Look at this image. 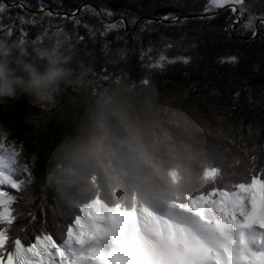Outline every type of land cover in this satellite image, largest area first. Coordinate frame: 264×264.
Returning <instances> with one entry per match:
<instances>
[{"label":"trees","instance_id":"obj_1","mask_svg":"<svg viewBox=\"0 0 264 264\" xmlns=\"http://www.w3.org/2000/svg\"><path fill=\"white\" fill-rule=\"evenodd\" d=\"M6 1L24 2L20 12L35 18L37 26L24 25L31 37L22 46L39 42L50 27L41 21L44 5L51 21L70 30L80 62L76 82L60 86L51 104L28 96L0 102V141L8 146L0 154L14 169L11 183L0 186L8 215L0 232L9 248L45 238L63 245L83 208L96 201L167 216L171 205L264 185V33L254 37L235 26L227 11L205 16L208 0ZM82 5L111 9L114 19L134 24L124 29L122 21V30L105 38L103 14L81 12L97 29L82 43L62 22ZM79 32L87 37L83 27ZM161 53L188 62L157 58ZM101 106L117 114L114 134L125 142L103 165L70 163L65 146Z\"/></svg>","mask_w":264,"mask_h":264},{"label":"rangeland","instance_id":"obj_2","mask_svg":"<svg viewBox=\"0 0 264 264\" xmlns=\"http://www.w3.org/2000/svg\"><path fill=\"white\" fill-rule=\"evenodd\" d=\"M0 2H3V4L0 3V5H3L5 8V12L0 14L3 16L2 21H0V36L7 35L12 39L14 35H9V30H11L12 25L15 24L16 28L19 29L21 25L18 17L23 18L27 16L26 13L20 12L21 8H18L25 6L23 5L25 3L20 1L6 2L5 0H0ZM4 2L8 4V6L5 5ZM235 2L244 16V24L237 23L234 25L237 27L241 26L244 30L255 33L256 35L258 17L251 10L253 7V0H235ZM208 6L209 12L217 11L216 7L211 5V0H208ZM43 8L44 5H41V21H46L48 23L49 17L47 16V12L51 11V9L48 7L46 8L47 10L44 11ZM33 15L37 16L38 14L33 13ZM114 18L115 16L112 17V19ZM235 18L237 20L240 19L239 16H235ZM115 20L120 21V27L123 26L121 18H116ZM50 23L55 25V27L53 26L54 28H59L60 25L58 24H60L61 21L57 24L54 23V21H50ZM126 24L130 26V24L133 25L134 22L126 21ZM108 26L111 27V25ZM54 28H52V26L45 28L43 32L44 35L48 34V32ZM19 40L21 45L25 44L24 40L21 38H19ZM4 146L6 145L0 141V150ZM6 156L7 154L5 156L0 154V186L11 183L14 172L11 160H7ZM256 184L257 185L250 190L240 188L234 195L223 193L216 199L189 201L186 206L182 207L179 205H171L167 216L157 215L144 205L133 209L131 212H125L117 208H108L103 205V203L96 201L83 208L82 216L78 218L74 226L71 227L67 236V241L63 245L57 246L47 238L43 239V241H46L48 244L53 264H93L87 259L88 256L82 254L78 248L81 245L88 244L95 238L106 249H110L116 242V244H118V250L121 253L123 252L124 255L134 259L139 255H146L153 250H157L163 255L164 264H172L169 254L175 252L180 247H190V241H197L196 237L210 242L211 239L204 236V233L207 234L206 231L211 232L213 235L212 238H219H217V245H215L214 242V246L209 245V247H211L209 248L210 253H213V248L216 247L217 249L224 250L225 248L222 246L224 242L230 243L233 237L234 239L237 238L240 229L244 231L243 228H238L231 233L227 231L226 233H220L218 232L217 226L221 223L222 225L224 224V226H226V223L230 225V221H237L242 224L250 222V217H239L241 214L234 211L230 206L232 199L245 196L242 193L244 191H251L255 197V203L264 210V185ZM1 195L2 192L0 191V201H3L4 206L3 218L6 219L8 216L6 213V200ZM219 207L220 209L218 210ZM263 212L264 211H262L261 214ZM231 227L234 228L233 225H231ZM251 228L253 248L256 249V255L264 254V220L257 216V218L251 222ZM220 238H223L225 241L221 243ZM138 258H140V256Z\"/></svg>","mask_w":264,"mask_h":264},{"label":"clouds","instance_id":"obj_3","mask_svg":"<svg viewBox=\"0 0 264 264\" xmlns=\"http://www.w3.org/2000/svg\"><path fill=\"white\" fill-rule=\"evenodd\" d=\"M77 45L66 27L54 28L40 42L27 47L9 36H0V102L28 96L51 104L60 86L76 82ZM117 114L101 106L81 135L67 144L70 163L103 165L117 141L112 119Z\"/></svg>","mask_w":264,"mask_h":264},{"label":"snow or ice","instance_id":"obj_4","mask_svg":"<svg viewBox=\"0 0 264 264\" xmlns=\"http://www.w3.org/2000/svg\"><path fill=\"white\" fill-rule=\"evenodd\" d=\"M211 5L215 6L217 12L223 10L231 13L233 16H239V20H233V24L242 23L244 24V16L240 11V8L237 6L235 0H211ZM207 11L205 12V16L209 13V6H207ZM5 12V8L3 5H0V14ZM81 12L83 15H91L93 19L101 16L103 14L104 27L99 30V35L102 37L109 36L112 32L121 31L120 21L112 19L114 13H112L111 9L108 8H90L88 5H82L76 9H73L70 13L63 14L62 22L64 24H72V27L76 30L77 38L83 43L86 38L91 37L95 38L97 35V29L90 24L88 20H85L83 16H81ZM53 13L48 11L49 22L53 17ZM59 16V14H56ZM71 17V19H69ZM79 17V18H78ZM3 16L0 15V21H2ZM19 23L21 27L17 30L16 25L13 24L11 30H9V35H18L22 40H28L31 37V33L24 27V25H28V27L37 26L34 17L25 16L23 18H19ZM123 20V18H121ZM259 23L264 26V18H261ZM42 24V23H41ZM108 25H111L109 27ZM51 26V23H49ZM83 27L87 32V37L82 35L79 32V29ZM91 28L92 32L89 33L88 29ZM127 28V24L124 25V29ZM235 30V29H233ZM255 36V33H253ZM121 39L117 37V40ZM136 39L135 37L133 38ZM110 48V44L105 42L102 45V49L107 51ZM152 48L148 49L141 48V56L144 57L145 52L151 53ZM157 58H163L168 60H180L183 62H188L182 57H169L166 53H161ZM3 201H0V220L3 219ZM9 239L2 232H0V264H53L51 259V251L48 248V244L46 241L36 240L32 244L25 245L23 241L17 240L15 245L12 248H9ZM233 264H264V254L257 256L254 253L243 251L238 253L236 258L233 261Z\"/></svg>","mask_w":264,"mask_h":264},{"label":"bare ground","instance_id":"obj_5","mask_svg":"<svg viewBox=\"0 0 264 264\" xmlns=\"http://www.w3.org/2000/svg\"><path fill=\"white\" fill-rule=\"evenodd\" d=\"M243 195L241 198H234L231 200L230 206L234 211L241 214V216H246L251 218L250 222L246 224L239 223L237 221H230V225L226 223V226L222 223L217 226L218 232L226 233L232 232L238 228H243L244 231H239L237 238L234 237L231 239L230 243L224 242L222 246L223 249L213 248V253L209 252V245H215L218 243V237H213L210 231L204 233L206 238H210V242H206L204 239L201 240L199 237H196L197 241H190V247H180L175 252L169 254L170 261L172 264H233L234 259L238 253L243 251H248L256 254V249L253 248V235L251 222L257 218H262L264 220V211L260 206L255 203V197L251 191L242 192ZM220 207L218 208V210ZM215 215V214H214ZM242 218V217H241ZM218 219V218H217ZM240 221V220H239ZM245 223V222H244ZM222 225V226H221ZM234 226V228L231 227ZM210 232V233H209ZM215 232V231H213ZM215 234V233H214ZM231 235V234H230ZM220 236V235H219ZM226 238L225 236H223ZM218 238V239H217ZM227 239V238H226ZM225 241L223 238H220V242ZM230 241V240H229ZM232 243V244H231ZM118 244L112 245L110 249H106L103 245L95 239L90 241L88 244L81 245L78 250L88 256L89 262L93 264H164L163 255L157 250H153L149 254L139 255L140 258H130L124 253L118 250ZM222 254H221V251ZM260 255V254H259ZM257 255V256H259ZM166 261V260H165ZM90 264V263H89Z\"/></svg>","mask_w":264,"mask_h":264},{"label":"flooded vegetation","instance_id":"obj_6","mask_svg":"<svg viewBox=\"0 0 264 264\" xmlns=\"http://www.w3.org/2000/svg\"><path fill=\"white\" fill-rule=\"evenodd\" d=\"M0 3L3 4V2H0ZM4 4L8 6V4H6L5 2H4ZM252 4H253V7L252 8L250 7V8L253 11V13L256 14L258 17L257 23H256L257 34L255 35V36H257V35L264 33V26H262L259 23L260 19L264 18V0H253ZM239 28L243 29L241 26H239ZM244 31H246V30H244ZM246 32H249V31H246Z\"/></svg>","mask_w":264,"mask_h":264},{"label":"water","instance_id":"obj_7","mask_svg":"<svg viewBox=\"0 0 264 264\" xmlns=\"http://www.w3.org/2000/svg\"><path fill=\"white\" fill-rule=\"evenodd\" d=\"M223 10H221V11H219V12H213V13H211V14H208L207 16H211V15H216V14H218V13H220V12H222ZM125 24H126V21L125 20H122ZM255 37V36H254ZM236 39H238L239 37H235Z\"/></svg>","mask_w":264,"mask_h":264}]
</instances>
